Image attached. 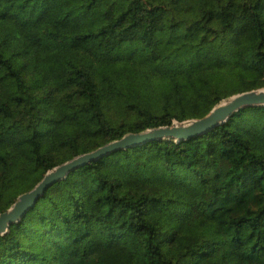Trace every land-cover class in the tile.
Instances as JSON below:
<instances>
[{
  "label": "trees",
  "instance_id": "1",
  "mask_svg": "<svg viewBox=\"0 0 264 264\" xmlns=\"http://www.w3.org/2000/svg\"><path fill=\"white\" fill-rule=\"evenodd\" d=\"M262 88L264 0H0V214L79 155ZM0 264H264V107L74 171Z\"/></svg>",
  "mask_w": 264,
  "mask_h": 264
},
{
  "label": "water",
  "instance_id": "2",
  "mask_svg": "<svg viewBox=\"0 0 264 264\" xmlns=\"http://www.w3.org/2000/svg\"><path fill=\"white\" fill-rule=\"evenodd\" d=\"M256 107H264V88L232 96L214 107L208 115L201 119L174 121L170 126L149 129L137 134L130 133L95 151L79 155L55 167L47 172L41 182L31 191L19 196L10 209L0 214V237L7 235L13 225L19 224L50 188L67 179L74 171L113 153L153 142L190 141L228 123L238 112Z\"/></svg>",
  "mask_w": 264,
  "mask_h": 264
}]
</instances>
